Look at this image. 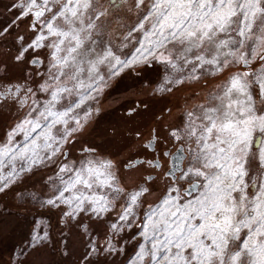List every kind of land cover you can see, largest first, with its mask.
<instances>
[{
	"label": "snow or ice",
	"instance_id": "obj_1",
	"mask_svg": "<svg viewBox=\"0 0 264 264\" xmlns=\"http://www.w3.org/2000/svg\"><path fill=\"white\" fill-rule=\"evenodd\" d=\"M4 7L12 18L0 21V41L16 33L10 58L45 71L30 74L39 77L35 88L28 78L0 87V107L17 108L0 142V193L51 166L49 191L32 199L67 220L118 208L110 233L140 229L131 264H264V0H9ZM157 65L164 76L148 81L154 92L227 75L201 102L185 104L179 122L157 116L166 135L152 129L139 146L143 159L117 162L92 147L70 159L66 146L105 89ZM147 111L141 101L126 115ZM137 165L146 175L123 182L122 168ZM77 223L89 236L78 264L116 250L112 235L97 239ZM50 242L47 225L33 221L18 256Z\"/></svg>",
	"mask_w": 264,
	"mask_h": 264
},
{
	"label": "flooded vegetation",
	"instance_id": "obj_2",
	"mask_svg": "<svg viewBox=\"0 0 264 264\" xmlns=\"http://www.w3.org/2000/svg\"><path fill=\"white\" fill-rule=\"evenodd\" d=\"M3 1L0 0V8L3 7ZM13 38H10L12 42ZM12 47L13 44L9 42L6 51H10ZM9 51L5 52L8 59L5 61L8 71L6 73L0 72V77L6 76L7 78L0 79V87L16 83L23 84L25 78H28L30 86L35 88L37 85L32 84L31 81L39 80V77H33L30 74L36 69L43 73L45 69L39 65L35 68L30 65H18L8 55L10 54ZM40 55L41 58H44L43 52ZM163 74L164 71L160 68L151 69L147 73H140L139 75L137 73H124L119 87L106 88L98 97V101L93 102L92 106L97 111L94 112L83 132L77 135L72 146H66L70 153L69 158L78 157L82 147H92L102 156H108L117 162H127L129 159L134 161L137 158L143 159L145 153L139 146L147 141L152 129H157L161 137L166 135L165 128L156 120V117L163 114L164 122L168 125L179 122L182 117L181 109L185 104L191 105L201 102L203 90L211 88V86L208 88L207 84L212 85L211 81L217 79V77H211L207 78L206 81L190 82L187 85L173 87L171 93L152 91L148 81L154 80L159 83L163 79ZM155 86L153 84L152 88ZM146 89H148L147 92ZM190 96L191 99H188ZM141 101L149 104V111L138 112L133 116L126 115L129 108L138 105ZM168 109H171V116L167 114ZM16 115V107L10 104L0 107V134L6 127L9 128V124L16 119ZM134 130L141 131L144 134L143 139H136ZM44 172L46 169L41 170V177H43ZM144 175H146L145 169L139 165L135 169L122 168L123 182L127 184L139 180ZM156 183L159 184V181Z\"/></svg>",
	"mask_w": 264,
	"mask_h": 264
},
{
	"label": "rangeland",
	"instance_id": "obj_3",
	"mask_svg": "<svg viewBox=\"0 0 264 264\" xmlns=\"http://www.w3.org/2000/svg\"><path fill=\"white\" fill-rule=\"evenodd\" d=\"M8 3L9 0H4L2 2L3 7L0 8V21L12 18L11 14L8 13L4 7ZM25 23H21L17 29L21 33L24 32ZM15 34L14 31L6 41H0V48L5 42L7 45L9 42L13 44L9 38L14 37ZM8 51H6V53ZM14 51L15 49L12 47L9 52L14 53ZM6 55L7 54H4L3 57L0 52V60H8ZM158 68L164 71L163 66L157 65L156 70ZM226 75L227 73L218 76L217 79H213V81H211L212 85L208 83L207 87L209 88L211 86V88L203 90L201 99L219 84ZM208 78H211V76ZM15 120H12L9 125L11 126ZM1 128L4 129V127ZM7 128L8 127L2 130L0 142L3 141L6 132L9 130V128ZM42 169H46L42 179L37 177L35 181H31L33 176H38L36 175L37 172L40 173ZM55 171L56 169L51 166L36 168L33 170V173H28L22 181L14 185L31 186V183L34 182L36 183V188L23 189L19 191V193L16 192V195H13L11 199L4 197L6 198L4 201L1 200L4 198L0 196V264H10L14 259L16 264H21V262L22 264H78L81 253L87 249V242L89 239V236L84 233L83 227L77 223V220L81 219L83 224L88 226V231L97 239H103L106 233L112 235L113 243L116 247V250L111 253L113 254L112 256L111 254L107 255L106 253H100L91 257L93 264H131V262H129L130 257L138 248L139 241L137 232H139L140 229L134 224L130 228L126 227L123 231L110 233V225L117 222L118 219V208L113 209L109 213L100 214L99 216L90 213L82 214V216L69 221L65 217L62 218L60 209L49 208L46 205L42 206L41 201L32 199L31 193L38 191L47 193L49 191V188L45 187V185L50 183L49 177L55 178ZM2 194L3 193H0V195ZM17 194H19V196H17ZM15 196L17 199L12 203L11 201ZM44 198L46 197H42L41 200ZM149 199V203H151L153 198L150 197ZM5 201H10L11 204H7ZM38 220L43 221L44 224L47 225V230L51 235V242L43 246L38 252H31L30 255L24 257L18 256L20 244L22 241L28 239L33 221ZM61 233H63V237H61ZM68 234L69 237L66 239L64 235L67 236ZM60 242H65V246H61ZM57 243H59L60 246L58 249L56 248Z\"/></svg>",
	"mask_w": 264,
	"mask_h": 264
},
{
	"label": "crops",
	"instance_id": "obj_4",
	"mask_svg": "<svg viewBox=\"0 0 264 264\" xmlns=\"http://www.w3.org/2000/svg\"><path fill=\"white\" fill-rule=\"evenodd\" d=\"M10 39V38H9ZM1 49H2V51H1V53H2V55H4L5 54V52H6V49H7V44H6V42H5V44L3 45V46H1ZM1 111H3V109H1ZM36 175H38V176H33V178H32V180L31 181H35L36 179H37V177L39 178V179H42V177H41V175H40V173L39 172H37V174ZM36 178V179H35ZM33 185V186H32ZM37 186H36V183H31V186H20V185H17V186H14V187H12V188H10L9 190H6L2 195H0L1 197H7V198H10L11 199V197L13 196V195H16V192H18L19 193V191H22L23 189H26L27 190V188H36ZM17 196H19V194H17ZM6 198H4V199H1L2 201H4ZM17 199V197L15 196V198L11 201L12 203H14L15 202V200ZM11 202L10 201H5V203H7V204H11ZM62 218H64L63 216H62ZM64 220V219H63ZM70 221V220H69ZM64 237L67 239L68 237H69V234L66 236V235H64ZM137 237H138V241L140 242V239H139V236H138V232H137ZM56 238L58 239V237L56 236ZM64 243L65 242H60V245L61 246H63L64 245ZM139 245V244H138ZM65 246V245H64ZM60 246H59V243H57V249L59 248ZM69 248V247H68ZM137 250H138V248L136 249V251L132 254V256L130 257V261L129 262H131L133 259H134V257H135V254H136V252H137ZM107 255H109L108 253H106ZM113 254H111V256H112ZM128 262V263H129ZM127 264V263H126Z\"/></svg>",
	"mask_w": 264,
	"mask_h": 264
},
{
	"label": "trees",
	"instance_id": "obj_5",
	"mask_svg": "<svg viewBox=\"0 0 264 264\" xmlns=\"http://www.w3.org/2000/svg\"><path fill=\"white\" fill-rule=\"evenodd\" d=\"M2 51V49L0 48V52Z\"/></svg>",
	"mask_w": 264,
	"mask_h": 264
}]
</instances>
